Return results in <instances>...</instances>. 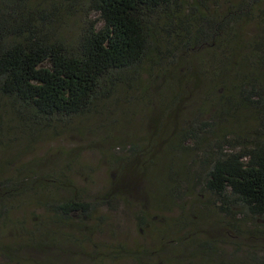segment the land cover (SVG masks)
Masks as SVG:
<instances>
[{
	"label": "trees",
	"instance_id": "obj_1",
	"mask_svg": "<svg viewBox=\"0 0 264 264\" xmlns=\"http://www.w3.org/2000/svg\"><path fill=\"white\" fill-rule=\"evenodd\" d=\"M63 1L86 14L74 40L56 26L63 18L38 0H0V226H13V214L35 204L49 216L37 214L32 228L22 229L30 248L56 246L52 231L72 223L81 224L76 241L92 243L93 214L133 198L161 163L168 200L183 215L158 226L140 211L138 226L149 243L98 245L92 264L126 258L135 264H264V0L229 8L226 0ZM93 12L99 17L89 20ZM253 22L258 33L248 38L244 30ZM146 60L152 95L160 96L158 112L150 115L145 146H130V155L112 168L107 192L81 199L71 168L39 174L36 161L19 164L45 136H60L74 119L103 111L121 89L135 88ZM197 90L202 98L194 103L189 94ZM167 95L171 102L164 105ZM20 141L27 142L22 150ZM200 179L222 218L205 237L198 230L203 207L184 202ZM166 204L154 202L155 208ZM3 251L14 264L28 259Z\"/></svg>",
	"mask_w": 264,
	"mask_h": 264
},
{
	"label": "rangeland",
	"instance_id": "obj_2",
	"mask_svg": "<svg viewBox=\"0 0 264 264\" xmlns=\"http://www.w3.org/2000/svg\"><path fill=\"white\" fill-rule=\"evenodd\" d=\"M240 1L226 0L225 4L229 8L228 3L235 5ZM37 5L50 11L54 10L53 13H56L58 18L61 20L63 18V21L56 26H60L59 31L70 40L76 39L84 27L83 22L87 20L86 14L78 6L72 8L63 0H38ZM98 17L99 15L93 12L89 20H95ZM99 25H102V22ZM244 33L248 38L256 36L257 23L247 25ZM49 66L48 62L44 64V67ZM149 69L150 60H146L141 66L140 81L135 88L124 87L103 111L74 119L60 136H45L34 148L25 151L19 164L36 161L40 167L34 173L39 174L41 171L56 173L65 171L66 167L71 168V177L77 183L76 191L80 193L81 199L84 197L90 201L99 194L107 192L113 180L112 168L130 155L128 152L130 146L136 145L142 148L145 146L146 138L152 128L150 115L155 110L158 112L160 96L152 95L154 88H150L152 78H150ZM157 90L164 92L163 88H157ZM189 96L194 103L202 98L200 90L192 91ZM168 97V95L165 97L164 105L171 102L167 99ZM186 104L177 113L178 118L173 119L174 122L181 120L182 112L188 108ZM249 116L247 115L246 118ZM249 121L255 123V117L249 118ZM19 144L21 146L18 147L22 150L27 142L20 141ZM2 149L3 144L0 142V161L5 158ZM154 170L156 172L154 177L150 178V184H140L133 198L132 196L125 198L116 209L102 207L93 214L88 222L90 232L95 230L93 237L91 236L92 243H78L76 231L81 224L76 226L72 223L68 227L52 231L56 246L45 248L43 251L34 250L22 241V235H24L22 229L32 228L35 224L33 216L38 214L43 219L49 215L35 204L17 211L12 216L13 226H8L9 228L6 225L0 226L1 229L5 228L4 233L0 235V264H14L3 251L10 249L17 250L28 258L26 263L21 262L22 264H92L91 254L98 251V245L125 244L130 248H136L139 245L148 244L149 241L145 240L138 226L137 215L140 211H148L150 221L154 219L158 222V226H161L166 219L183 215L181 209L172 200H168L169 194L164 187L166 184L162 185L163 179L166 178L163 165L158 164ZM203 175L204 173L201 172L200 176L203 177ZM201 179L194 193L184 202H200L203 207L201 211L203 227L200 228L199 224L198 230L200 236L205 237L215 232L211 226L217 225L222 218L213 207L215 199L204 191ZM158 180H161V185ZM149 197L150 205L148 206ZM154 202H164L169 205L155 208ZM214 237H217L216 234ZM232 240L237 242L233 237ZM260 240L261 237L257 239V241ZM107 264L135 263L126 258L108 260Z\"/></svg>",
	"mask_w": 264,
	"mask_h": 264
}]
</instances>
